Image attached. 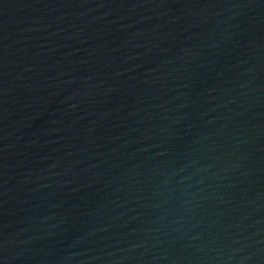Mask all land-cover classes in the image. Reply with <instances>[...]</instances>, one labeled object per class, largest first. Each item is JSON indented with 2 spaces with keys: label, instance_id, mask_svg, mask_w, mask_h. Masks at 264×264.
<instances>
[{
  "label": "water",
  "instance_id": "95a60500",
  "mask_svg": "<svg viewBox=\"0 0 264 264\" xmlns=\"http://www.w3.org/2000/svg\"><path fill=\"white\" fill-rule=\"evenodd\" d=\"M0 264H264V0H0Z\"/></svg>",
  "mask_w": 264,
  "mask_h": 264
}]
</instances>
